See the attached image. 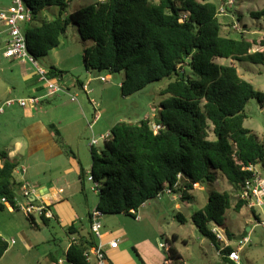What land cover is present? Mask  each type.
<instances>
[{"label": "trees", "instance_id": "trees-1", "mask_svg": "<svg viewBox=\"0 0 264 264\" xmlns=\"http://www.w3.org/2000/svg\"><path fill=\"white\" fill-rule=\"evenodd\" d=\"M22 1L31 12L32 21L46 8L58 9L51 20L38 26L31 25L32 22L23 26L27 51L35 60L58 47L72 24L83 40L91 41L82 54L86 71L123 72L119 86L123 96L155 81L170 80L160 91L165 98L153 115L157 130H153L148 119L119 122L111 128L99 153L91 148L89 173L77 160L81 189L88 176L97 185L95 209L102 215H132L131 211L137 212L143 203L165 190L189 204L196 200L194 185L211 186L222 177L232 192L209 191L205 204L190 219L199 234L218 249L221 264L230 263L227 255L234 248L220 250L208 227L215 224L223 228L232 241L234 235L226 230L225 212H239L247 207V202L239 197L253 175L247 168L264 169V144L243 126L247 102L256 99L263 106L264 93L242 79L232 64L216 60L264 65V40L256 44L242 33L236 38L222 36L218 5L208 0H100L68 17H63V11L71 0ZM251 15L264 16V8ZM257 45L262 49L253 51ZM183 65L190 74L183 70ZM65 73L54 66L48 69V77L54 81ZM75 84L83 86L78 79ZM47 129L61 151L76 158L65 147L57 126L51 123ZM16 167L7 151L0 149V210L6 207L2 198L13 210L16 206ZM250 210L258 220L257 213ZM89 216L90 213L88 225ZM175 218L186 223L181 214ZM27 219L37 226L34 218ZM40 219L47 225L49 219ZM67 233L76 237L61 264H88L84 252L96 246L90 230L80 234L70 226ZM172 241H176L175 236ZM7 249V242L0 236V259ZM132 252L143 264L134 248ZM162 253L168 264L182 263L181 255L168 241ZM58 261L54 254H48V264H59Z\"/></svg>", "mask_w": 264, "mask_h": 264}, {"label": "rangeland", "instance_id": "rangeland-1", "mask_svg": "<svg viewBox=\"0 0 264 264\" xmlns=\"http://www.w3.org/2000/svg\"><path fill=\"white\" fill-rule=\"evenodd\" d=\"M98 1L100 0H71L63 11V17H68L70 13ZM208 1L216 5L220 3V0ZM233 1L234 4L227 8V15L218 16L222 24L221 35L236 38L242 33L248 40H255L256 44L264 40V16L258 18L251 15L252 12H260L264 8V0ZM9 6L10 0H0V11L7 10ZM57 14V8H46L36 15L31 25L38 26L43 21L53 19ZM90 45L91 41L83 40L77 27L71 24L61 37L59 46L51 50L47 56L36 60L38 66L44 70L54 66L66 73L54 81L62 91L41 101L36 111L32 113L35 119L41 118L44 122L50 121L57 126L65 147L77 157L86 173L90 170L91 140H97L94 149L98 153L103 148L101 133H109L119 122L138 123L144 119H148L154 128L153 115L165 98L160 91L170 81L164 78L150 83L132 95L123 96L119 87L124 79L123 72L110 74L106 71H86L84 68L82 54ZM258 49L257 45L253 50ZM216 62L232 64L242 79L250 83L255 90L264 93V65L220 59ZM4 64L5 62L0 59V97L5 93V84L12 87L13 94L10 99L30 97L31 87L26 86L20 77V68H7ZM182 68L190 74L187 66L183 65ZM31 70L37 74L35 68ZM101 77L105 78V81H101ZM76 79L84 84L88 82L86 91L75 84ZM37 84L44 85L43 82ZM44 86L39 95L45 93ZM93 106L100 117L92 128H89L88 123L92 121L94 112ZM24 110L17 104L4 107V113L0 115V149L11 151L15 143L20 142L23 146L21 151L13 154L17 164L16 178L22 176L32 186L53 181L57 191L60 189L59 193L65 196V201L51 207L56 216L49 219L47 225L35 216L37 226H34L16 208L19 204L25 203V198L22 192L14 188L16 195L14 210L8 206L0 210V236L8 244L0 264H47L50 253L56 257H63L69 238L76 237L68 234L67 228L73 226L80 234L88 232L89 225L85 214L88 209L90 211L95 209L97 203L94 183L87 181L86 178L83 190L81 189L78 163L66 152L62 151V155L50 160L43 158L40 153L29 154L22 136L23 127L28 123L24 118ZM36 112H40V116H37ZM244 114L243 126L264 144V105L261 106L256 99H251L244 108ZM212 138L210 134L209 139ZM256 172L264 179L263 168L256 167ZM194 188L196 200L189 204L180 201L178 195L174 197L164 195L150 200L146 204L147 213L141 225L137 223L133 214L102 215L100 219L102 231L111 232L118 240L121 239L122 233L136 241L150 237L155 241L159 251H162L160 244L164 245L168 241L188 264H212L218 260L216 251L211 242L199 234L190 217L205 204L209 191L232 192V190L222 177H218L211 186L194 185ZM232 194L233 198L236 197V194ZM176 204L178 207H175ZM143 210L145 208H139L136 216ZM253 210L257 213L258 220L247 207L239 212L227 210L226 230L237 236L243 235L247 228H251L247 234L250 244H245L240 252V259L243 264H264V226L260 224L264 222V207ZM177 214L185 217V224L176 220ZM208 228L210 229L211 225ZM172 236L176 237V241H172ZM226 241H229L227 237ZM29 245L31 247L27 248ZM126 254L128 258L123 260V264H141L132 252V245H127Z\"/></svg>", "mask_w": 264, "mask_h": 264}, {"label": "built area", "instance_id": "built-area-1", "mask_svg": "<svg viewBox=\"0 0 264 264\" xmlns=\"http://www.w3.org/2000/svg\"><path fill=\"white\" fill-rule=\"evenodd\" d=\"M234 4L233 0H220V3L217 8V16H226L227 8ZM32 22V14L25 7L22 0H10V6L5 11H0V25H2V29H0V48L2 50V56L4 58L25 61L33 66V68L37 71V79L39 82L44 83L45 93L41 96H30L27 99H8L3 104L0 105V115L4 113V107L17 104L19 107L28 110H35L38 105H40L41 101L47 98L54 96L59 91H62V88L57 85L54 80L49 79L48 70H44L38 66L36 60L33 56H31L27 51L26 37L23 31V26L27 23ZM262 49V47H259ZM258 49V50H259ZM255 51V50H253ZM101 81H105V78L101 77ZM88 82L82 86V90L86 91ZM93 117L92 121L88 123V127L92 128L93 124H95L99 120V113L95 110L93 106ZM153 128V127H152ZM153 130H157V126H154ZM110 133L104 134L101 136V139L104 141L108 139ZM97 144L96 139H92L90 146H94ZM248 171L252 172V178L246 181L244 185V189L240 194V198L247 202V208L249 209H257L264 207V179H262L258 173L256 172V167L250 166L247 168ZM179 177V175H178ZM87 181L92 182V178L90 176L87 177ZM96 187L97 185L94 184ZM94 187V189H95ZM22 195L25 198V203L19 204L16 208L19 209L26 217L44 216L47 219H52L53 214L49 206L42 202L37 196L35 190L28 186L27 184H23ZM164 195L169 197H174L170 190H165L162 193H158L156 198H160ZM1 202L8 206L9 209L13 210L5 201L4 198L1 199ZM147 203H143L141 206H145ZM131 213L135 216V219L138 220L139 217L136 216L135 211H131ZM101 216L102 214L93 209L90 212L89 216V230L96 240V246L91 249H88L84 252V257L88 264H109L106 258V254L103 250V244L101 243L102 239V224H101ZM264 226V222L260 223ZM210 232L215 236L218 242H221L223 245L220 250L226 248L227 242L223 228L218 227L215 224L211 225ZM249 242L248 237H243L238 241L239 248L236 250H232L227 255V259L231 264H241V259L239 252L242 250V247L245 246ZM13 244L14 242L11 241ZM109 248H117L118 240H111L108 243ZM160 247L163 248L164 245L160 244ZM62 261L59 262L61 264ZM226 263V264H230Z\"/></svg>", "mask_w": 264, "mask_h": 264}, {"label": "crops", "instance_id": "crops-1", "mask_svg": "<svg viewBox=\"0 0 264 264\" xmlns=\"http://www.w3.org/2000/svg\"><path fill=\"white\" fill-rule=\"evenodd\" d=\"M2 27L3 26L0 25V29H2ZM1 53H2V50L0 48V59H2L5 62V64H4L5 67H7V68H10V67L20 68V73H21L20 77H22L24 83H26L25 84L26 86L31 87V90H32L31 96H41L39 94H40V91L42 90L43 86H40L37 84V83H39V81L37 79V74L31 70V69H34L33 66L28 64L25 61L23 62L20 60H13V59L4 58ZM82 84L85 85L84 83H82ZM11 88L12 87L5 84V89H4L5 93L2 97H0V105L3 104L6 100L11 98L10 96L13 94V90ZM65 89L67 90V88H65ZM33 111H36V110H28V109L24 110V115H25L24 118H25L26 122H28V123L23 127V131H22V136H23L25 143L27 144V147L29 149V154L40 153L41 156L43 158H45L46 160H50V159H53L59 155H62L61 149L54 142V140L50 136L48 129H47V125L51 124L52 122L51 123H50V121L44 122L41 118L35 119V117L32 114ZM36 113H37L36 114L37 116H40L39 115L40 112H36ZM104 134L105 133H101V136ZM22 147L23 146L21 145L20 142H16L15 146L13 147V150H11V151L6 150L8 153V156L12 160H14L13 154L20 152ZM89 147H90V150H91V148L94 149V146L89 145ZM73 159L76 160V162L78 163L77 157L73 158ZM90 163H91V161H90ZM78 172H79V169H78ZM16 173L17 172L15 170L14 176L16 175ZM15 180H16V185L14 188H16L20 192H22L21 186L23 184H27L28 186H30L31 188H33L35 190L39 199L50 207H52L56 204H61L62 202L65 201V196H63L62 193H59L60 189H59V191H57L53 181H48V182L39 184L37 186H32V185H30L29 182H27L25 179H23L22 176L19 179L16 178V176H15ZM14 188H13V191H14ZM15 198H16V195H15ZM15 203H16V200H15ZM175 207H178V205L176 204ZM143 208H145V210L140 212V215H137L139 217V219L136 221L139 225L142 224L143 217L147 213L146 212L147 211L146 205L143 206ZM52 211H53V209H52ZM90 212L91 211L89 209L86 211V214H85L86 221H87V215ZM52 214H53V218H55L56 215L54 214V211ZM136 214H137V212H136ZM250 231H251V228H249L247 230V234ZM101 232L103 234L102 239H101V243L103 244V250L106 254V258H107L109 264H123V262H124L123 260L128 258L127 254H126V249H127V245H129V244L132 245V248H134L136 250V252L138 253L143 264H163V263L168 264L164 259V255H163L162 251L161 250L159 251V249H157L155 241H153V239H150V237L141 238L140 240L136 241V240L129 239L127 235L122 233L120 235V237H121V239H120L121 241H120V240H118V238H116L109 231H102L101 230ZM239 236H242V235L234 236L232 241H230V242L226 241L227 245L233 247L234 250L238 249L239 244L237 242L240 241V239L236 240L235 238H238ZM73 239H75V237L69 238V242L67 243V245L64 248V253L67 250L70 242ZM248 239H249V237H248ZM111 240H118L117 248H109L108 243ZM248 244H250V240H249ZM211 245L215 249L217 259H218V260H216V262H213L212 264H221L218 249L212 243H211ZM222 245L223 244L221 242H219L218 248L221 249ZM30 247L31 246L29 245L27 248H30ZM243 248H244V246L242 247V250H243ZM240 252H239V255H240ZM64 253H63V255H64ZM57 258H59L58 262L63 260L62 259L63 257H57ZM181 262H182L181 264H188L183 259V257L181 259ZM241 264H243L242 261H241Z\"/></svg>", "mask_w": 264, "mask_h": 264}, {"label": "water", "instance_id": "water-1", "mask_svg": "<svg viewBox=\"0 0 264 264\" xmlns=\"http://www.w3.org/2000/svg\"><path fill=\"white\" fill-rule=\"evenodd\" d=\"M182 76V75H181ZM249 228H247V230H248ZM247 230H246V232H244L243 233V235L242 236H239L238 238H235L236 240H238V239H242L243 237H245L246 235H247Z\"/></svg>", "mask_w": 264, "mask_h": 264}]
</instances>
